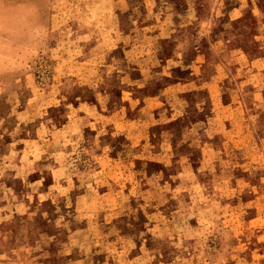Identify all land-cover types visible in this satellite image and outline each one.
Masks as SVG:
<instances>
[{
  "label": "rangeland",
  "instance_id": "1",
  "mask_svg": "<svg viewBox=\"0 0 264 264\" xmlns=\"http://www.w3.org/2000/svg\"><path fill=\"white\" fill-rule=\"evenodd\" d=\"M0 264H264V0H0Z\"/></svg>",
  "mask_w": 264,
  "mask_h": 264
}]
</instances>
